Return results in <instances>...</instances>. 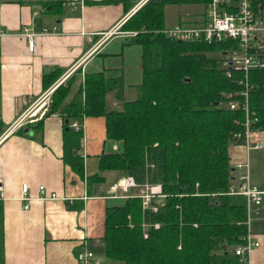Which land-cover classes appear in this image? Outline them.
<instances>
[{"label":"trees","instance_id":"16d2710c","mask_svg":"<svg viewBox=\"0 0 264 264\" xmlns=\"http://www.w3.org/2000/svg\"><path fill=\"white\" fill-rule=\"evenodd\" d=\"M119 1L130 10L138 0ZM167 2L148 0L121 27L138 30L125 40L141 47V78L129 86L130 94L122 76L110 77L102 70L85 73L68 99L76 78L70 76L53 91L46 116L58 113L64 119L63 158L80 179L83 134L70 123L103 117L106 139L120 145L117 151L99 156V170L122 171L140 186L161 185L163 197L153 196L144 203L135 190L121 203L106 207L102 240L108 261L246 264L234 252L248 229L246 198L229 191L238 173L233 164L245 158L243 147L235 146L248 131L252 140L260 137L264 142V68L248 72L253 114L246 125L244 111L228 106L243 74L236 71L227 78L222 58L210 54L216 48L227 50L233 41L185 42L166 37L161 29ZM253 8L264 15V0L254 1ZM56 78L53 72L45 74L44 87ZM112 98L116 104L110 106ZM42 120L16 130L39 128ZM0 128L5 129L1 114ZM100 179L87 178L89 183ZM1 220L0 210V226Z\"/></svg>","mask_w":264,"mask_h":264},{"label":"crops","instance_id":"0c3cea01","mask_svg":"<svg viewBox=\"0 0 264 264\" xmlns=\"http://www.w3.org/2000/svg\"><path fill=\"white\" fill-rule=\"evenodd\" d=\"M131 15L119 0H84L83 6L68 0H0V114L5 128L65 76L77 77L78 88L85 73L103 70L110 77L122 76L130 94L129 86L141 78V47L127 44L120 33ZM53 26L58 34L37 35L29 52L25 29L39 32ZM52 72L57 78L44 87V75ZM73 121L84 126L81 179L64 161V119L58 113L45 116L39 128L26 127L32 134L24 133L26 128L15 130L0 143L1 264H76L83 247L104 253L105 209L121 203L133 188L117 191L125 174L99 170V156L112 151L103 117ZM92 175L101 179L89 183ZM24 182L32 198L28 209L20 200ZM39 185L65 199H39ZM260 210L249 223L252 240L259 242L250 252V264H264V195Z\"/></svg>","mask_w":264,"mask_h":264},{"label":"built area","instance_id":"2783aa9c","mask_svg":"<svg viewBox=\"0 0 264 264\" xmlns=\"http://www.w3.org/2000/svg\"><path fill=\"white\" fill-rule=\"evenodd\" d=\"M254 1L256 0H204L203 19L201 22L197 24L183 23L175 25L172 28L161 30L166 37L177 41L207 43L221 42L227 39L233 41L227 50L224 51L221 67L224 69V75L227 78H231L236 71L243 74V78L240 77L237 79L239 88L230 93L231 100L228 102V106L230 109L240 108L244 111L246 125L250 122L251 115L253 114L249 107V90L251 85L247 78L248 72L253 68H264V15L254 10ZM68 2L71 4L79 3L80 6L84 5V0H68ZM120 33L124 37H133L138 34V31L127 30L120 31ZM50 34H58V27H43L39 32H32L25 29L24 35L27 40V50L29 52L34 51L37 35ZM65 78L67 76L62 81ZM56 87L57 85L48 90L37 106L30 107L11 125L6 127L0 134V143L16 129L43 119L46 116L50 104V94ZM70 127L74 131H81L83 134V123L73 121L70 123ZM240 143L243 144L245 158L233 164L234 169L238 173L237 179L231 185L229 193L243 195L246 198L248 229L243 243L238 244L234 248V252L240 257V261L250 264V252L252 248L259 246V242L252 240L249 223L251 214L260 215V205L264 191L251 184L250 171L248 170V156L250 150L262 148L264 142L261 140L252 141L250 132L248 131L246 137ZM114 149L117 150L115 146ZM133 185V181L130 182L129 179H125L120 184V187L126 190ZM117 187L118 185L116 184L115 188ZM28 189V183L24 182L21 184L20 200L25 202L24 209H28L29 201L32 199L28 193ZM37 193L38 198L42 200L65 199L59 197L55 192H48L44 185L38 186ZM142 197L145 199L144 203H146L148 197L146 198L144 195ZM3 198V188L0 185V200ZM75 258L76 264H100L94 252L87 247H83L77 251Z\"/></svg>","mask_w":264,"mask_h":264},{"label":"rangeland","instance_id":"374dc122","mask_svg":"<svg viewBox=\"0 0 264 264\" xmlns=\"http://www.w3.org/2000/svg\"><path fill=\"white\" fill-rule=\"evenodd\" d=\"M141 1H143L141 3ZM148 0H138L137 2H134L132 8L129 10L130 13H135L140 7H142ZM204 0H168V2L166 3L165 7H164V24L165 26L161 29V30H165L167 28H172L175 25L178 24H197L199 22L202 21L203 19V8H204ZM133 31H138V30H133ZM224 51L225 49L222 48L221 50L218 51V49H214L210 52L211 55L214 56H219L221 58H223L224 55ZM222 61V60H221ZM221 61H220V65H221ZM66 79V80H65ZM61 83L65 84L67 82L68 78H65ZM76 79L75 78L70 93H74L76 92L75 87L76 86ZM60 85V84H59ZM132 92V91H131ZM53 92L50 94V101H51V97H52ZM73 94V95H74ZM47 96V95H46ZM45 96V97H46ZM69 99H71L69 97ZM113 104L111 103L110 106L116 104V102L113 100ZM111 101V102H112ZM73 122V120H72ZM71 122V123H72ZM3 131H0V134ZM251 135V134H250ZM260 137L257 139L255 138V140L252 141H259ZM119 142L118 141H113L110 148L112 151H117L119 149ZM246 145V144H245ZM114 146L116 147L117 150L114 149ZM243 144L235 146L236 148L242 147ZM244 149V148H243ZM246 149H248L246 147ZM240 156V155H239ZM249 161H248V170L250 171V181L251 184L257 186V188L262 189L264 188V146L260 149H256V150H250L249 151ZM119 171V170H117ZM234 171L237 173V170L234 169ZM122 172V171H121ZM234 173V172H233ZM235 173V174H236ZM237 175V174H236ZM126 177H124L123 179H129L130 182H134L133 186H130L131 188H133V193L135 192V190H139V193H141L142 195H144V197H148V199L150 200L153 196H159V197H163L160 193H161V185L158 183L155 184H144V185H138L132 176L125 174ZM117 183H122V181L117 182ZM117 191H122V192H126L130 189V187H128L126 190H123L120 187V184H117ZM129 192V191H128ZM130 195V194H129ZM129 195H124V196H129ZM261 212V210H260ZM254 216H259L254 214ZM253 216V217H254ZM252 223V222H251ZM252 225V224H251ZM1 228H0V263H1ZM97 258L100 261V264H103L104 262L107 261L103 251L99 252L97 255ZM115 264V263H114Z\"/></svg>","mask_w":264,"mask_h":264},{"label":"water","instance_id":"95a60500","mask_svg":"<svg viewBox=\"0 0 264 264\" xmlns=\"http://www.w3.org/2000/svg\"><path fill=\"white\" fill-rule=\"evenodd\" d=\"M0 131H1V128H0ZM24 133H29V134H32L31 131H29L27 128L24 130Z\"/></svg>","mask_w":264,"mask_h":264}]
</instances>
